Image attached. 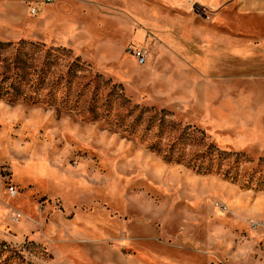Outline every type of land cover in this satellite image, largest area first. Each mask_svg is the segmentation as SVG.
<instances>
[{
    "label": "rangeland",
    "instance_id": "374dc122",
    "mask_svg": "<svg viewBox=\"0 0 264 264\" xmlns=\"http://www.w3.org/2000/svg\"><path fill=\"white\" fill-rule=\"evenodd\" d=\"M240 4L0 0L2 55L42 44L26 86L52 52L51 104L0 97V264H264V19Z\"/></svg>",
    "mask_w": 264,
    "mask_h": 264
},
{
    "label": "trees",
    "instance_id": "16d2710c",
    "mask_svg": "<svg viewBox=\"0 0 264 264\" xmlns=\"http://www.w3.org/2000/svg\"><path fill=\"white\" fill-rule=\"evenodd\" d=\"M9 45H11L10 41H0V64L4 62L6 59L10 58L11 60L10 62L13 63L15 67L13 68L12 71H5V72L0 73L1 74L0 76V97H3L10 102L21 100V101H26L30 103L45 102L47 104H51L52 101H51V98L49 97L52 91L51 86L57 85L60 81L61 82L66 81V83H70L74 75L76 74V71L79 69H82V67L85 64V62L82 61L79 56H76L74 60L71 61L69 65L67 66L65 73L60 74L57 80L51 82V85H50L51 88L48 90V93H47L48 97L47 98L39 97V96H36L35 93H31V90L33 88L37 89L38 87L41 86V84H44L45 72H46V69H48L47 64L50 61L48 58L49 57L48 55L52 54V52L47 50L42 63L38 65L39 67H35L34 70H37L39 73L37 81L34 83H29L26 86L27 82L25 81L24 71H25V68L28 67V58L30 57V55L28 54L26 50H23L22 48H24L26 45H30L36 48L38 46H41L42 44L38 42L26 41L24 39H21L18 42V47L16 48V52L12 56H3L2 55L3 50ZM62 49L69 52V49L67 48L63 47ZM100 77H101V74L97 72L92 78V80H94V86H93V90L91 91L90 103L94 102L95 98L96 99L98 98V86L100 84V81H99ZM108 80L109 79H107V81ZM25 86L28 87L30 91L25 89ZM113 87H121V84L115 83ZM112 90L114 93L115 88H113ZM112 90H110L108 93L110 94ZM107 99L108 98L106 97V101H105L106 104H108Z\"/></svg>",
    "mask_w": 264,
    "mask_h": 264
},
{
    "label": "crops",
    "instance_id": "0c3cea01",
    "mask_svg": "<svg viewBox=\"0 0 264 264\" xmlns=\"http://www.w3.org/2000/svg\"><path fill=\"white\" fill-rule=\"evenodd\" d=\"M239 2H241L239 6V10L241 12L252 14L256 16V19H264V0H244ZM260 41V43L264 46V37L261 38Z\"/></svg>",
    "mask_w": 264,
    "mask_h": 264
},
{
    "label": "built area",
    "instance_id": "2783aa9c",
    "mask_svg": "<svg viewBox=\"0 0 264 264\" xmlns=\"http://www.w3.org/2000/svg\"><path fill=\"white\" fill-rule=\"evenodd\" d=\"M52 1L53 0H43V3H51ZM238 1H244V0H238ZM37 11L38 10H36L35 7L30 8L31 14H36ZM131 52L134 54L138 64L143 65L145 63L146 56L142 49L140 48L131 49ZM10 190L12 191L13 189L11 188Z\"/></svg>",
    "mask_w": 264,
    "mask_h": 264
},
{
    "label": "bare ground",
    "instance_id": "6f19581e",
    "mask_svg": "<svg viewBox=\"0 0 264 264\" xmlns=\"http://www.w3.org/2000/svg\"><path fill=\"white\" fill-rule=\"evenodd\" d=\"M199 58V57H198ZM201 58V57H200Z\"/></svg>",
    "mask_w": 264,
    "mask_h": 264
}]
</instances>
